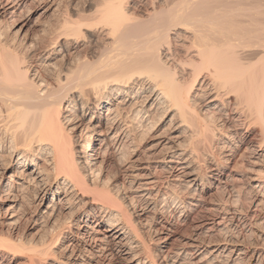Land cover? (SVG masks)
I'll return each mask as SVG.
<instances>
[{"label":"bare ground","instance_id":"6f19581e","mask_svg":"<svg viewBox=\"0 0 264 264\" xmlns=\"http://www.w3.org/2000/svg\"><path fill=\"white\" fill-rule=\"evenodd\" d=\"M63 1L0 0L13 34L60 16L42 44L0 35V224L45 234L0 237V264H264V0H99L74 19ZM94 26L107 44L73 59Z\"/></svg>","mask_w":264,"mask_h":264},{"label":"rangeland","instance_id":"374dc122","mask_svg":"<svg viewBox=\"0 0 264 264\" xmlns=\"http://www.w3.org/2000/svg\"><path fill=\"white\" fill-rule=\"evenodd\" d=\"M66 1V2H65ZM95 1V2H94ZM64 2V4H66L67 3V0H64L63 1ZM98 3L99 2V0H68V3L66 4V5H64L65 7H70L69 9H68V11H70L71 10V14H73L72 15V19H74V17L73 16H75L74 15V12H78L79 14H82L84 11H85V13H83V14H86V15H88V14H90L91 13V11L89 10V7H90V5L91 4H95V3ZM73 7V8H72ZM72 8V9H71ZM76 8L78 9V8H80V9H78L77 11H76ZM84 8V9H83ZM33 9H35V10H38V8L36 7V8H32V10ZM73 9H75V11L73 10ZM82 10V11H81ZM88 11V12H87ZM54 13V12H53ZM51 14L50 12L47 14V15H45V16H43L41 19H39L38 20V22L36 23L35 22V15H36V13L33 15V18H32V21H31V23L29 24V26L26 28V30H25V32H27V33H25L24 31H22L21 33H19V34H13L14 33V31H15V29L16 28H12V26L10 27V24L11 25H15V23H16V21L14 22V20L13 21H9V20H1L0 22V30H1V32L0 33H3V32H5V34H0L1 36H4V38H6L7 40H8V42H9V44H12L11 42L12 41H15V43L13 42V44L12 45H14V46H16L17 48H20V46H22L23 44H35V41H36V43H39V44H42V41L45 39V40H47L48 39V37L51 35V30H52V28H54L55 27V24H53V23H55V22H57L58 20H60V16L55 12V14ZM54 15V16H53ZM58 16V17H57ZM54 17H55V19H54ZM76 17V16H75ZM46 18V19H45ZM58 18V20H56ZM46 20V22H45V20ZM44 22H43V21ZM54 20H55V22H54ZM41 21L43 22V24L44 25H42L41 24ZM7 22V23H6ZM35 22V24H33ZM52 22V23H51ZM39 25V26H38ZM59 25V21H58V23H56V27ZM1 26H2V28H1ZM4 26V27H3ZM43 26V27H42ZM47 27V28H46ZM50 27V28H49ZM98 27V28H97ZM6 28V29H5ZM43 28H45L44 30H42ZM99 28H101V29H99ZM14 29V30H13ZM94 31V33H93V37H90L89 36V33H88V31H84V29L82 30V33H83V35H82V33H81V35H80V38H79V35H78V37L75 39V44H74V46H75V48L71 51V53H70V56L73 58V59H76L75 57H80V59H83L84 57L86 58V59H92V58H94V56L95 55H97V54H99L100 53V51L102 50V48L104 47V45L105 44H107V39H106V35H107V31L104 29L103 30V27H101V26H94V29H93ZM100 30V31H99ZM45 32V34H44V32ZM13 32V33H12ZM33 32V33H32ZM43 32V33H42ZM6 33H8V35L6 36ZM24 33V34H23ZM42 33V34H41ZM11 34V35H10ZM22 34V35H21ZM95 34V35H94ZM99 34V35H98ZM23 35H26V36H23ZM28 35V36H27ZM42 35V36H41ZM43 35H46L47 37H44ZM88 35V36H87ZM104 35V36H103ZM6 36V37H5ZM9 36V38H7ZM17 36V37H16ZM40 37L42 38V39H40ZM12 38H14V40H12ZM16 38V39H15ZM18 38V39H17ZM27 38V39H26ZM44 38V39H43ZM105 38V39H104ZM38 39H39V41H38ZM78 39V40H77ZM42 40V41H41ZM44 40V41H45ZM11 41V42H10ZM77 41V42H76ZM93 41V42H92ZM20 44V45H19ZM22 44V45H21ZM97 50V51H96ZM75 56H74V55ZM76 55H78V56H76ZM84 56V57H83ZM83 57V58H82ZM58 60L56 61L57 62V64H59L58 63V61L60 62L61 61V63L59 64V65H62V63H63V65L62 66H65V64H66V61H67V58H63L62 60L60 59V58H57ZM160 118H162V116H160V115H157L156 117H155V120L154 121H156V120H158V119H160ZM123 158H125V157H127V154L126 153H124L123 155ZM122 159V158H121ZM113 161H114V163H113ZM122 160H120V162H121ZM110 162V164L108 163L107 164V166L109 167H107L106 166V171H107V177H109V179H111V181L113 182V184L117 187H119L120 185H121V182H122V177H121V171L119 170V165H118V161H116L115 159H112L111 161H109ZM109 169V170H108ZM118 176V177H117ZM31 210V209H30ZM23 222H20L15 228H14V230L12 231L11 229H7L6 228V226H4V225H1L0 224V237H5V238H12L11 239V241H15V242H18L17 240H21V242H23V243H25L26 245L28 244H34V243H38V242H40L41 240H42V238L44 237V236H42V235H45V234H43L44 233V228L43 227H41V226H37V228H29V223H27V222H25L24 220H22ZM23 223V224H22ZM2 229V230H1ZM6 229L8 230V231H6ZM17 230V231H16ZM183 230V229H182ZM12 231V232H11ZM19 231H20V233H19ZM16 232V233H15ZM7 234V235H6ZM16 234V235H15ZM18 234V235H17ZM5 235V236H4ZM22 235V236H21ZM16 236H18V239H17V237ZM41 236H42V238H41ZM19 237H21L20 239H19ZM40 239H39V238ZM30 239V240H29ZM29 241V242H28ZM31 241V242H30ZM17 252H19V251H16L15 252V256H11V255H8L7 256V258L9 259V258H11L12 257V260L13 261H15V262H18V261H22V260H24V255L22 254V252H19V253H17Z\"/></svg>","mask_w":264,"mask_h":264}]
</instances>
